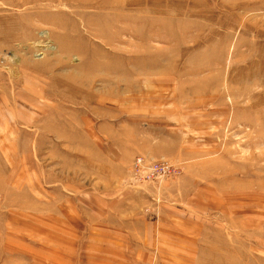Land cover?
<instances>
[{
    "label": "rangeland",
    "instance_id": "obj_1",
    "mask_svg": "<svg viewBox=\"0 0 264 264\" xmlns=\"http://www.w3.org/2000/svg\"><path fill=\"white\" fill-rule=\"evenodd\" d=\"M0 264H264V0H0Z\"/></svg>",
    "mask_w": 264,
    "mask_h": 264
},
{
    "label": "built area",
    "instance_id": "obj_2",
    "mask_svg": "<svg viewBox=\"0 0 264 264\" xmlns=\"http://www.w3.org/2000/svg\"><path fill=\"white\" fill-rule=\"evenodd\" d=\"M173 173L172 166L165 162L148 161L140 156L133 163L134 182L151 181Z\"/></svg>",
    "mask_w": 264,
    "mask_h": 264
},
{
    "label": "bare ground",
    "instance_id": "obj_3",
    "mask_svg": "<svg viewBox=\"0 0 264 264\" xmlns=\"http://www.w3.org/2000/svg\"><path fill=\"white\" fill-rule=\"evenodd\" d=\"M25 1H29V0H24ZM34 1H38V0H34ZM80 3L83 4V5H92V0H80ZM75 28H77V25L74 23V27H73V30L75 31ZM73 31V32H74ZM80 32V31H79ZM81 33V34H80ZM79 35H77V37L81 38V39H84L86 38L87 40H89L85 35H83L82 32H80ZM74 79H76V77H74ZM58 83L60 84H64L65 82H60V79L58 80ZM68 86V89L70 91V93L74 94V95H77L79 92H81L80 88H78V86H75L74 84H67ZM86 93V98H91L92 97V94L91 93H88L86 92V90L84 91ZM81 119V118H80ZM60 121V120H59ZM58 121V122H59ZM64 123H70V120L69 119H64L63 120ZM61 124V123H60Z\"/></svg>",
    "mask_w": 264,
    "mask_h": 264
}]
</instances>
